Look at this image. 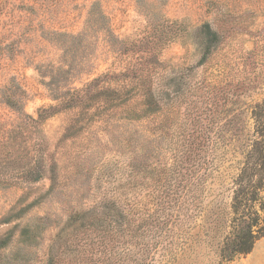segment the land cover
<instances>
[{"label":"rangeland","instance_id":"374dc122","mask_svg":"<svg viewBox=\"0 0 264 264\" xmlns=\"http://www.w3.org/2000/svg\"><path fill=\"white\" fill-rule=\"evenodd\" d=\"M124 73L159 110L71 102ZM263 100L264 0H0V264H264L220 252Z\"/></svg>","mask_w":264,"mask_h":264},{"label":"trees","instance_id":"16d2710c","mask_svg":"<svg viewBox=\"0 0 264 264\" xmlns=\"http://www.w3.org/2000/svg\"><path fill=\"white\" fill-rule=\"evenodd\" d=\"M130 74L124 73L120 78L128 80L123 82L121 90H101V83L90 85L82 91L76 92L71 97V102L76 103L79 109L87 106L96 98L100 105L114 109L128 104L133 91L143 95L140 110L134 112L133 116L143 117L160 109L158 102L150 98V88L147 80H136L130 78ZM107 77H111L108 76ZM103 84L105 81H101ZM102 84V85H103ZM47 110H42L36 119L33 116L25 115L18 123L20 129L25 125L38 124ZM242 112L236 115L241 118ZM250 119L253 120L250 138L246 148L243 150L244 160L240 165V173L236 180L234 191L228 234L220 250L222 262H230L239 256L252 253L256 244L264 238V100L254 106L250 112ZM13 130L14 131H16ZM238 133L235 136L238 137ZM36 180V178H35ZM10 179L0 178V186L10 185Z\"/></svg>","mask_w":264,"mask_h":264}]
</instances>
